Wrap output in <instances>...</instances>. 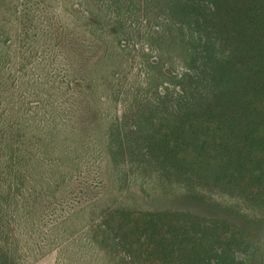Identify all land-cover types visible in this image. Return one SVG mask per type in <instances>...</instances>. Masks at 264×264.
I'll return each mask as SVG.
<instances>
[{
    "label": "rangeland",
    "instance_id": "374dc122",
    "mask_svg": "<svg viewBox=\"0 0 264 264\" xmlns=\"http://www.w3.org/2000/svg\"><path fill=\"white\" fill-rule=\"evenodd\" d=\"M213 23L211 0H0V264H149L120 214L164 209L245 229L264 264V190L150 149L239 78Z\"/></svg>",
    "mask_w": 264,
    "mask_h": 264
},
{
    "label": "trees",
    "instance_id": "16d2710c",
    "mask_svg": "<svg viewBox=\"0 0 264 264\" xmlns=\"http://www.w3.org/2000/svg\"><path fill=\"white\" fill-rule=\"evenodd\" d=\"M211 1L214 28L231 44L218 74L240 76L203 106L160 123L150 149L186 177L210 175L250 191L264 190V0ZM120 215L132 240L129 250L142 262L260 264L262 259L249 233L225 219L177 209Z\"/></svg>",
    "mask_w": 264,
    "mask_h": 264
}]
</instances>
